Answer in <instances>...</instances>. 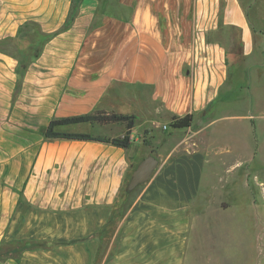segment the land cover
Returning <instances> with one entry per match:
<instances>
[{
	"label": "crops",
	"instance_id": "crops-1",
	"mask_svg": "<svg viewBox=\"0 0 264 264\" xmlns=\"http://www.w3.org/2000/svg\"><path fill=\"white\" fill-rule=\"evenodd\" d=\"M28 21L55 33L19 83L18 59L0 50V264H184L208 147L196 121L218 113L264 132V0H0V39ZM96 110L135 116L129 147L45 137L52 119ZM186 113L192 124L164 137ZM156 135L170 143L122 211L132 142Z\"/></svg>",
	"mask_w": 264,
	"mask_h": 264
},
{
	"label": "rangeland",
	"instance_id": "rangeland-1",
	"mask_svg": "<svg viewBox=\"0 0 264 264\" xmlns=\"http://www.w3.org/2000/svg\"><path fill=\"white\" fill-rule=\"evenodd\" d=\"M28 44V38H23L18 39L17 44L9 43L8 47L27 56ZM258 97L263 101L264 92ZM211 117L214 120L204 129L205 123L196 121V126L202 128V138L208 140V147L202 171L198 170L194 184L197 194L193 206L197 216L184 264H262L264 147L258 145L255 137L263 142L264 132L255 131L248 121L238 117L233 119L218 113ZM174 130L163 129L164 137ZM154 140L158 144L152 140L132 142L133 150L139 154L133 166L148 149L156 157L158 150L167 148L170 143L157 135ZM155 169L129 194L125 193V185L130 174L126 177L117 199L122 211L142 190Z\"/></svg>",
	"mask_w": 264,
	"mask_h": 264
},
{
	"label": "trees",
	"instance_id": "trees-1",
	"mask_svg": "<svg viewBox=\"0 0 264 264\" xmlns=\"http://www.w3.org/2000/svg\"><path fill=\"white\" fill-rule=\"evenodd\" d=\"M55 32L46 33L42 31L38 24L34 22H25L20 25L18 29V34L15 37H8L0 39V50L6 53H9L18 59V83L21 79L23 71L26 69L27 64L30 60L37 57L40 53L43 44L52 36ZM28 38L29 44L26 46V51H29L27 56L16 53L17 49L11 50L8 47L9 43L17 44V40ZM134 115L117 113L113 111H105V110H96L91 114L67 117V118H59L52 119L48 126L44 131V135L47 139H55V138H71V139H95L101 141L111 142L120 147L127 148L130 146V132L134 125ZM193 115L191 113H186L182 116H172L168 123L170 129H179L186 128L192 124ZM78 122H98L101 124L109 123V122H121L125 125V133L122 136L114 137V138H104L100 136H91L85 133H72L66 131H60L58 129L59 126L69 124V123H78ZM126 194H129L125 190Z\"/></svg>",
	"mask_w": 264,
	"mask_h": 264
},
{
	"label": "water",
	"instance_id": "water-1",
	"mask_svg": "<svg viewBox=\"0 0 264 264\" xmlns=\"http://www.w3.org/2000/svg\"><path fill=\"white\" fill-rule=\"evenodd\" d=\"M157 163V158L151 153L140 159L130 174V177L125 185V190L130 192L136 186L145 182L149 178L152 171L156 168Z\"/></svg>",
	"mask_w": 264,
	"mask_h": 264
},
{
	"label": "built area",
	"instance_id": "built-area-1",
	"mask_svg": "<svg viewBox=\"0 0 264 264\" xmlns=\"http://www.w3.org/2000/svg\"><path fill=\"white\" fill-rule=\"evenodd\" d=\"M163 127L165 128V125H163Z\"/></svg>",
	"mask_w": 264,
	"mask_h": 264
}]
</instances>
